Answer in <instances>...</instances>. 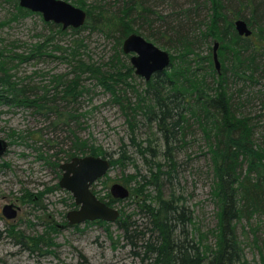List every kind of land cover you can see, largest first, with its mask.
Segmentation results:
<instances>
[{
	"label": "trees",
	"instance_id": "16d2710c",
	"mask_svg": "<svg viewBox=\"0 0 264 264\" xmlns=\"http://www.w3.org/2000/svg\"><path fill=\"white\" fill-rule=\"evenodd\" d=\"M2 1L10 5V16L0 22V29L35 14L21 7L17 0ZM189 1V6L173 1L174 10L163 14L157 9L160 0H122L119 5L117 2L112 5L108 0L92 3L76 0L74 5L88 14L84 26L63 29L61 25L45 22L48 34L28 51H14L20 48L15 43L8 44L12 45L10 49L0 48V104L56 114L58 122L70 128L74 137L70 150L63 149V152L71 157L88 153L109 156L111 167L122 166L130 159L125 144L121 147L122 156L113 159L112 153L81 139L74 131L78 114L65 110L67 105L58 104L61 101L72 104L88 94L90 89L83 83L84 77L95 79L96 87L110 93L121 105L133 134L137 116L142 115L161 135L164 162L147 158V154L154 159L159 155L152 143L143 146L132 138L149 165V177L143 176L142 182L137 181L142 185L131 188L135 195H145L139 205L145 222L137 225L132 215L123 210L115 222L127 239H141L145 250L142 261L149 260L148 264H249L238 228H242L243 234L253 235L254 244L260 238L259 232L264 230V0ZM239 19L248 23L251 36L239 35L235 28V21ZM86 29L103 33L115 41L109 61L97 65L85 62L82 38L76 40V45H60L59 41L69 31L79 34ZM132 33L162 43L171 54L169 67L154 74L149 81L144 79L142 89L137 87L135 69L122 49L124 40ZM58 35L60 39L56 41ZM216 42L220 71L215 66L214 47H211ZM205 44L206 55L202 52ZM49 47H52L51 52L61 55L46 53ZM44 55L69 63L70 73L50 75L46 85L38 86L28 81L31 77L18 78L13 72L21 64ZM129 89L136 98L134 102L127 96ZM249 105H258L259 110L252 112L247 109ZM194 127L202 133L206 145L212 176L211 198L216 207V224L206 231L198 226L182 195H177L174 189L168 198L163 194L164 183L173 185L177 173L175 152L181 143L186 144ZM19 134L11 136L25 139ZM52 164L60 166L58 162ZM138 177L137 173L131 179ZM151 185L156 190L154 196L151 192L145 194ZM92 191L98 196L97 191ZM27 197L36 201L35 195L27 193ZM98 198L112 207L121 201L110 193ZM93 223L105 227L110 239L116 242L110 232L113 223ZM58 228L48 223L43 233L22 237L31 245L30 250L48 252L55 244ZM20 243L25 244V241ZM132 244L137 245L133 241ZM260 258L264 264L261 250Z\"/></svg>",
	"mask_w": 264,
	"mask_h": 264
},
{
	"label": "rangeland",
	"instance_id": "374dc122",
	"mask_svg": "<svg viewBox=\"0 0 264 264\" xmlns=\"http://www.w3.org/2000/svg\"><path fill=\"white\" fill-rule=\"evenodd\" d=\"M68 1L75 4L76 0ZM87 1L92 3L94 0ZM108 1L112 5L116 2L119 5L122 0ZM173 1H177L181 6H189L191 2ZM160 2L157 9L163 14H170L174 10L170 0H160ZM9 16L10 5L0 0V22L8 20ZM48 28L42 15L38 13L5 25L0 29V48L7 46L10 49L12 45L8 44L15 43L19 44L20 48L14 51L18 53L28 51L32 45L44 40ZM144 31L148 35L149 31L146 27ZM70 32L63 36L59 43L67 47L76 45V40L82 38L84 46L81 51L85 62L97 65L109 61L113 56L115 41L108 39L103 33L90 29L83 30L79 34ZM59 39L58 35L56 41ZM149 41L169 51L162 43H156L153 39ZM211 47H214V43ZM51 49L52 47H49L46 53H53L52 55L58 57L61 55L60 52H51ZM202 52L204 55L208 53L206 44L203 45ZM126 55L131 61V54ZM55 56L44 55L34 58L16 67L13 72L18 78L31 77L28 80L31 84L46 85L50 75L70 73L72 69L69 63ZM136 76L135 83L142 89L145 80ZM83 83L90 89L88 94L78 97L77 101L71 102L72 104L58 102L61 106L67 105L65 110L78 114L74 131L81 139L88 140L89 144L112 153L113 159L122 156L121 147L125 144L127 156L130 157L129 160H125L124 165L111 167L108 174L93 185L92 190L97 191L99 197H104L110 193V188L115 183L127 187L130 190V197L116 202L113 207L123 210L127 215H132L131 219L142 226L146 217L139 205L145 195H135L136 192L131 188L140 187L142 184H138L137 181L142 182V177H149L150 173L145 155L138 151L132 138L135 137V140L143 143V146L152 143L159 155L154 159L147 154V158L164 162L161 135L157 133L155 126L150 127L149 122L142 115L137 116L133 134L128 116L121 105L113 100L111 94L101 87H96L95 79L89 78L88 75L84 77ZM127 96L133 102L136 99L131 89L128 90ZM251 105L248 110L252 112L259 110L258 105L257 107ZM70 130L58 122L54 113L48 115L36 112L30 107L12 108L0 104V138L8 141L9 144L12 142L6 153L0 157V264H148L149 260L142 261L145 250L141 239L139 237L127 239L115 223L110 230L115 243L110 239L105 227L99 224L93 222L74 226L68 224L67 213L77 206L76 204L73 206L75 200L70 192L61 187L55 188L59 185L62 170L60 166L52 163L58 162L61 165L74 157L62 151L70 150L74 139ZM12 133H21L25 139H16L15 136H11ZM35 140L39 142L35 143ZM205 151L206 145L202 133L194 127L191 135L186 138V144L181 143L175 152L178 168L172 180L173 185L167 181L163 185L165 198H168L174 189L177 195H182L186 199L187 207L193 211L195 221L203 231L213 228L216 224V207L211 198L212 176ZM106 158L110 159L109 156ZM137 173L138 179H131ZM49 188L55 189L46 192ZM150 192L152 196L156 195L155 187L152 185L145 194ZM27 193L31 196L35 195L36 201L29 200ZM11 203L19 210L17 217L10 220L4 216L3 208ZM48 223L59 227L58 233L54 235V246L49 248L48 252H45V249L43 252L30 250L31 245L27 244V240L22 235L32 237L43 233ZM141 229L142 227H139V230ZM238 232L241 234L240 239L243 241L248 263L262 264L260 250L264 253V230L259 232L260 238L257 244L253 242V235L243 234L241 227L238 228ZM21 240L25 241V244H21ZM132 241L137 245L134 246Z\"/></svg>",
	"mask_w": 264,
	"mask_h": 264
},
{
	"label": "water",
	"instance_id": "95a60500",
	"mask_svg": "<svg viewBox=\"0 0 264 264\" xmlns=\"http://www.w3.org/2000/svg\"><path fill=\"white\" fill-rule=\"evenodd\" d=\"M19 5L33 13L41 14L45 22L61 25L63 29H78L85 25L87 11L66 0H17ZM239 35H252L248 23L239 19L235 21ZM218 42L214 46V62L218 71L221 64L218 59ZM125 54H131V64L135 74L149 81L158 72L165 71L171 63V54L147 40L140 34L132 33L123 42ZM9 148L8 141L0 138V157ZM62 176L59 186L70 192L75 200L76 209L67 213L69 225L86 222L104 221L115 223L120 210L100 200L92 191L93 185L105 177L111 169L109 158L95 155L75 156L71 161L61 164ZM114 199L125 200L130 197V190L122 184L115 183L110 188ZM19 208L11 203L3 208L7 219H15Z\"/></svg>",
	"mask_w": 264,
	"mask_h": 264
}]
</instances>
